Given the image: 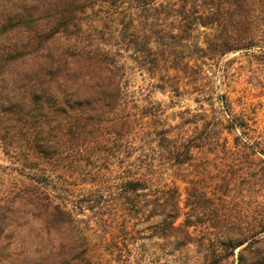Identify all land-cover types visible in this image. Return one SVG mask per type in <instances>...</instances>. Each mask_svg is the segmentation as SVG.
<instances>
[{"label": "rangeland", "instance_id": "1", "mask_svg": "<svg viewBox=\"0 0 264 264\" xmlns=\"http://www.w3.org/2000/svg\"><path fill=\"white\" fill-rule=\"evenodd\" d=\"M183 2L196 7L183 10ZM206 3L92 0L69 17L53 45L75 66L64 75L79 76L65 94L78 92L94 109L53 130L58 150L36 158L24 131L0 117V220L11 244L0 264L56 260L59 252L74 264H237L243 245L234 240L252 235L264 213V0L229 10L215 0L214 15ZM190 142L201 147L181 165L175 152ZM241 142L253 148L237 152ZM145 170L156 172L154 184L126 193ZM188 178L219 208L190 227L191 242L164 237L162 217L131 215L166 186L178 188L184 207ZM34 190L65 210L59 232L18 206ZM258 249L250 246L241 264H256Z\"/></svg>", "mask_w": 264, "mask_h": 264}, {"label": "trees", "instance_id": "2", "mask_svg": "<svg viewBox=\"0 0 264 264\" xmlns=\"http://www.w3.org/2000/svg\"><path fill=\"white\" fill-rule=\"evenodd\" d=\"M88 1L92 0H0V117L8 116L9 121L24 131L22 143H25L27 152L34 158L39 156L38 153L47 157L46 152L58 150L57 145L51 143L53 130L62 128L64 122L78 117L85 110L94 109L90 106L93 101L78 92L70 96L65 94V88L72 87L79 76L64 75L66 69L71 71L75 66L64 60L61 52H57V46L53 48L59 33L68 27L69 17ZM233 3L238 5L239 0H225L222 9L229 10ZM188 5L183 2L181 7L185 10ZM190 6L194 8L196 4ZM218 6L215 0H207L204 9L214 15L217 9H221ZM212 21H217V18ZM198 23L206 25L207 22ZM227 50L222 48L220 53ZM116 85L118 90L119 86ZM218 98L220 102L227 103L226 94H218ZM199 147L201 145L197 143H181L175 152L177 157L182 155L178 158L179 164L190 161L192 150ZM249 148L253 147L245 142L237 144V152H247ZM259 149L255 151L261 152ZM155 173L154 170H145L134 174L126 182L125 192L137 194L153 185L156 181ZM35 181L44 183V176H38ZM188 182L184 207L179 204L178 188L166 186L162 196L155 194L147 198L131 215L135 217L147 211V216L162 217L164 237L173 236L180 239L181 244L191 242L193 237L190 227L204 222V215L208 211H218L219 208L215 203L216 198L208 195L205 186L193 178H188ZM86 203L87 209H94L93 204L89 201ZM17 204L26 209L28 215L35 216L44 231L51 228L58 232L61 230L66 212L58 205L49 207L44 192L34 190L22 194L18 196ZM181 216V223L174 225L173 222ZM7 225V222L0 220V253L11 246L7 235H4ZM256 227L252 235L234 240L233 247L243 245L238 253L237 264H241L243 253L254 245L259 248L256 264H264V213H260ZM43 260L34 264H46L45 261L48 264H74L75 261L61 252L56 260Z\"/></svg>", "mask_w": 264, "mask_h": 264}]
</instances>
